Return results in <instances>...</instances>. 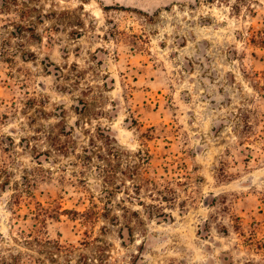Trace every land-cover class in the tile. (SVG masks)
Returning a JSON list of instances; mask_svg holds the SVG:
<instances>
[{
    "label": "rangeland",
    "instance_id": "rangeland-1",
    "mask_svg": "<svg viewBox=\"0 0 264 264\" xmlns=\"http://www.w3.org/2000/svg\"><path fill=\"white\" fill-rule=\"evenodd\" d=\"M0 264H264V0H0Z\"/></svg>",
    "mask_w": 264,
    "mask_h": 264
},
{
    "label": "trees",
    "instance_id": "trees-1",
    "mask_svg": "<svg viewBox=\"0 0 264 264\" xmlns=\"http://www.w3.org/2000/svg\"><path fill=\"white\" fill-rule=\"evenodd\" d=\"M28 192H29V197H30V199H34L35 198V194L34 193H32L30 190H28ZM55 212L53 213V214H61V212L62 211H66V210H62V208H60V210H57V209H55L54 210ZM52 212H51V210H50V208H47V207H45V205H43V203L42 202H39L38 201V203H37V207H36V209H35V215H36V219H38V220H40V221H42V220H44V218H43V216H45V215H47V216H51V215H53V214H51ZM42 219V220H41Z\"/></svg>",
    "mask_w": 264,
    "mask_h": 264
}]
</instances>
